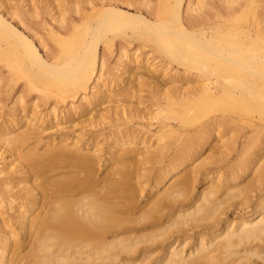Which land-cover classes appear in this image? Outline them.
Returning <instances> with one entry per match:
<instances>
[{"label": "bare ground", "instance_id": "1", "mask_svg": "<svg viewBox=\"0 0 264 264\" xmlns=\"http://www.w3.org/2000/svg\"><path fill=\"white\" fill-rule=\"evenodd\" d=\"M130 4H109L72 37L52 33L61 54L49 58L36 34L19 28L23 10L7 7L0 14V58H12L25 79L58 102L80 98L71 112H89L88 126L98 125L99 104L105 120L114 110L126 115L115 91L132 90L135 81L153 86L177 117L163 119V106L151 114L160 129L152 145L151 138L141 141L150 145L145 152L124 148L135 145L134 132L114 131L104 159L84 136L68 134L42 153H24L20 148L33 132L17 130L30 120L18 115L0 125V151L8 154L2 194L15 214L10 222L0 210V264H264V190L254 199L255 183L242 182L258 163L262 148H252L264 136V0H162L158 9L150 0ZM118 39L139 48L132 55L121 51L112 76L101 49L111 50ZM140 49L150 51L147 57L137 55ZM158 73L163 82L145 81ZM179 79L190 86L165 88ZM195 101L198 110L216 115L192 139L179 132L190 131L183 123L163 122L189 121L187 108ZM223 127L249 134L239 163L220 177L208 174L207 188L193 199L198 168L189 163L208 140L224 138ZM246 205L245 214H226Z\"/></svg>", "mask_w": 264, "mask_h": 264}, {"label": "rangeland", "instance_id": "2", "mask_svg": "<svg viewBox=\"0 0 264 264\" xmlns=\"http://www.w3.org/2000/svg\"><path fill=\"white\" fill-rule=\"evenodd\" d=\"M25 1L27 2L24 3V0H0V14L4 13L7 7L13 8L14 13H19L23 10L25 14L21 20L24 25L19 26L16 21H14V24L18 25L19 28L22 31L24 30L28 35L36 34L37 38L40 39L45 46V49L40 48L42 55L49 58L52 56L59 57L61 54L59 46L52 39V33L63 37H72L76 35L79 28L92 22L97 13L104 10L109 4L114 6H116L115 4H118L117 6L125 8L131 5V1L134 0H83V2H80L78 5H75L77 2L74 4L73 1L80 0ZM161 2L162 0H150V7L158 9L161 6ZM132 5L135 6V8H138L136 4ZM138 46V42L130 44L118 39L111 50L102 47L101 55L105 56L107 67L112 69V76L117 74L115 68L119 62L121 51L124 50L132 55L135 50L139 48ZM148 52L150 51L140 49L137 55L141 56L143 59L147 57ZM148 58H153V55L150 54ZM12 62V58H0V125L10 122L18 115H20L19 118L23 116L30 120L26 126L23 127L22 124L19 126L20 129L17 130V133H23L30 130L33 132L31 139L20 148V151H23L24 153L30 148H37L38 151L42 153L45 150V146L51 144L54 140H57L53 143L54 146H57L59 142L66 139V135L68 134L71 135L72 138L84 136V138L95 147L93 151L98 150V155L104 159L107 158L111 143V135L114 131L120 130L128 133L134 132V136L137 138L134 141L135 145L124 148L135 151L142 150L141 152H145V149L152 145L155 142L156 137L159 135L158 132L160 128L158 122L151 121L149 118L152 113H158L159 106H163L165 109L168 108L166 105L168 100L162 95L155 94L156 90L153 86L149 87L141 85L142 81H135L130 84L132 90L121 92L119 89H116L115 92L120 97L115 98V100H120L123 103H126V115H122L119 110H114L110 113L108 119L105 120L102 116L107 115L108 113L104 112L102 110L104 106H100L99 104L98 107H95L96 111L94 113L95 115H98L96 119L98 125L91 127L88 126V123H85L89 112L79 110L77 111V114L71 112L74 107H79L80 98L74 101L70 99L67 102H58L53 95H46L47 88L25 79L21 69L12 66ZM156 63L159 66L161 62L156 60ZM168 72L172 74L170 70ZM173 73H176V71ZM145 78L146 82H163V75L160 73L155 74L154 77L150 79L151 81L147 79V77ZM166 83L168 85L165 88L168 89L171 87L187 88L190 86L185 80L181 79H179L176 84H172L171 82H165V84ZM92 92L93 91H88L86 96L90 97ZM121 104L122 103H119L118 105ZM199 106L200 105H198L197 101L190 103L187 108V111L190 114L189 121H182L180 119L169 121L163 120L166 116L173 119L177 118L176 114L169 113V108L168 111L161 115V117H163L161 120L173 125L183 123L184 125L182 127L190 129V131L179 132L187 136V138L192 139L200 131V126H204L210 117L216 115L206 114L205 110L204 112L198 110L197 107ZM123 107L124 106L120 109ZM52 115H56L58 119L53 120ZM253 118H258V115H253ZM46 123H49V125H46ZM151 124L153 126H151ZM220 132H222L224 138L221 140L219 138H211L208 140L201 153L189 163L191 167L198 168V178L195 180L191 194L193 199L197 194L207 188L205 177L208 174L211 173L220 177L225 173L231 172L232 168L239 163L241 150L249 138V134L238 135L237 132H231L229 127L221 128ZM149 138H151L150 145L148 144L147 146H144L141 144L143 139H146L147 141ZM257 139L258 140L254 143L252 149L262 148L258 157H254L258 163L254 170L249 171L245 180L242 181L244 184L255 183L257 190L251 194L254 199L260 195L261 190H264V136L260 135ZM233 140H238L240 144L236 149H229ZM71 142L72 141L70 140L67 144H70ZM175 142L176 141H174V143ZM226 144L227 146H225ZM154 148H156V146H154ZM171 154L173 155L174 153L171 152ZM0 155H2L0 156V171H2L7 166L4 157L8 154H4V151L2 150L0 151ZM260 158L262 159L259 162L258 159ZM100 165L102 166L101 172H104L107 167V162L103 161ZM146 168L150 169V171L154 170L156 172L161 166L148 165ZM259 168L260 170H258ZM13 169L14 168H12V171ZM183 173L184 171L178 173L177 177ZM16 177H18V175H12L13 179ZM6 178L7 175L0 174V210L3 213L4 219L13 222V217H15L14 211L11 210V205L5 202L6 195L2 194V191H4L3 181H5ZM14 182H18L17 179L16 181L14 180ZM219 186L222 190H226L228 187L225 183H220ZM22 189V186L16 187L12 190V193L16 194ZM247 207L248 205L243 207V209L242 207H238L239 209H242L241 211L238 208H227L226 214L229 218H233L235 215L248 212L249 209H246Z\"/></svg>", "mask_w": 264, "mask_h": 264}]
</instances>
